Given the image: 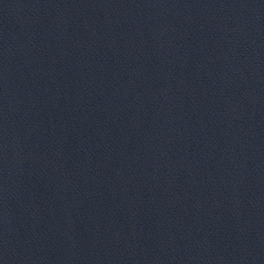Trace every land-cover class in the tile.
<instances>
[{
  "label": "water",
  "instance_id": "water-1",
  "mask_svg": "<svg viewBox=\"0 0 264 264\" xmlns=\"http://www.w3.org/2000/svg\"><path fill=\"white\" fill-rule=\"evenodd\" d=\"M0 264H264V0H0Z\"/></svg>",
  "mask_w": 264,
  "mask_h": 264
}]
</instances>
